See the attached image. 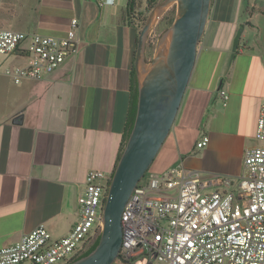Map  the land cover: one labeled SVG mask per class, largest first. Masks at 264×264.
I'll use <instances>...</instances> for the list:
<instances>
[{"label":"crops","instance_id":"crops-1","mask_svg":"<svg viewBox=\"0 0 264 264\" xmlns=\"http://www.w3.org/2000/svg\"><path fill=\"white\" fill-rule=\"evenodd\" d=\"M126 2L0 0V28L65 35L76 17L80 38L76 53L43 78L19 83L9 78L15 88L0 111V248L38 223L53 238L65 236L79 219L77 198L87 172L112 173L138 34L124 18ZM24 62L15 53L0 57V68ZM219 90L228 94L225 103ZM262 103L264 4L211 0L188 86L159 150L175 152V158L154 172L182 162L237 178L245 147L259 144L255 132ZM17 114L21 123L12 122ZM203 136L207 144L192 152Z\"/></svg>","mask_w":264,"mask_h":264},{"label":"built area","instance_id":"built-area-1","mask_svg":"<svg viewBox=\"0 0 264 264\" xmlns=\"http://www.w3.org/2000/svg\"><path fill=\"white\" fill-rule=\"evenodd\" d=\"M78 19L65 35L0 28V57L18 54L22 64L4 66L14 83L39 80L78 50ZM151 34V33H150ZM225 103L228 94L219 90ZM255 138L237 178L188 167L159 174L148 170L126 202L122 245L111 264H264V103ZM203 136L196 142L202 148ZM111 174L92 169L78 196V221L53 238L38 223L15 243L0 248V264H66L82 254L102 229V208Z\"/></svg>","mask_w":264,"mask_h":264},{"label":"water","instance_id":"water-1","mask_svg":"<svg viewBox=\"0 0 264 264\" xmlns=\"http://www.w3.org/2000/svg\"><path fill=\"white\" fill-rule=\"evenodd\" d=\"M175 5V15L157 41L152 59L145 48L152 27ZM211 0H159L137 34L134 71L137 102L131 130L114 165L104 197L97 245L66 264H111L122 245L121 216L137 183L149 170L179 111L192 74ZM13 123H21L17 114Z\"/></svg>","mask_w":264,"mask_h":264},{"label":"trees","instance_id":"trees-1","mask_svg":"<svg viewBox=\"0 0 264 264\" xmlns=\"http://www.w3.org/2000/svg\"><path fill=\"white\" fill-rule=\"evenodd\" d=\"M159 0H144L143 4L141 0H127L126 6L124 9V18L129 24H133L138 29V32L140 28L142 27L143 23L145 22V19L152 9V7L158 2ZM246 3V7L248 6V0H244ZM171 16L169 17L168 25L171 24V22L174 19L175 15V6L173 7V10L171 11ZM136 102H137V81L134 71V65L131 69V84H130V100L127 110V117L126 122L124 126V131L122 134V138L120 141L118 154L116 157V161L122 151L123 145L125 143V140L131 130L134 116H135V110H136ZM115 161V163H116ZM115 165V164H114ZM150 169V168H149ZM98 243V237L94 239V241L91 243V245L78 257H81L87 253H89ZM77 258V257H76Z\"/></svg>","mask_w":264,"mask_h":264},{"label":"rangeland","instance_id":"rangeland-1","mask_svg":"<svg viewBox=\"0 0 264 264\" xmlns=\"http://www.w3.org/2000/svg\"><path fill=\"white\" fill-rule=\"evenodd\" d=\"M141 1L143 4L144 0H141ZM256 1L260 4H264V0H256ZM248 2H250V0H248ZM174 6L175 5H170L164 11L162 16L158 19L156 24L152 27V30L150 32L151 34L148 36L146 48H145V61L146 62H149L152 59L157 41L160 39V37L162 36L166 28L169 26L168 21H169V17L172 14L171 11L173 10ZM3 70H4L3 67H1L0 68V111L4 110L8 106L7 94L9 91H13L15 88L14 85L9 81L10 80L9 77L4 74ZM196 134H197V131L193 132L190 135L191 140L195 139ZM165 143H166V140L163 143L162 147H164ZM193 149H195V151H192V152L196 153L197 152L196 146H193ZM159 152L156 155L155 160L150 166L149 170L152 172L156 170L157 171L162 170L163 168H165V166H167L169 163L173 161V158H175V152L172 153L171 151L170 152L166 151V152H161L160 154ZM178 156L176 155V157ZM157 157H158V160H156Z\"/></svg>","mask_w":264,"mask_h":264},{"label":"clouds","instance_id":"clouds-1","mask_svg":"<svg viewBox=\"0 0 264 264\" xmlns=\"http://www.w3.org/2000/svg\"><path fill=\"white\" fill-rule=\"evenodd\" d=\"M105 2H106L107 4H110V5H112V4H114V3H115V0H105Z\"/></svg>","mask_w":264,"mask_h":264},{"label":"flooded vegetation","instance_id":"flooded-vegetation-1","mask_svg":"<svg viewBox=\"0 0 264 264\" xmlns=\"http://www.w3.org/2000/svg\"><path fill=\"white\" fill-rule=\"evenodd\" d=\"M91 245V244H90Z\"/></svg>","mask_w":264,"mask_h":264}]
</instances>
